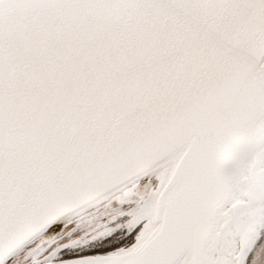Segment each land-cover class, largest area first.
Returning a JSON list of instances; mask_svg holds the SVG:
<instances>
[{
    "label": "snow or ice",
    "instance_id": "1",
    "mask_svg": "<svg viewBox=\"0 0 264 264\" xmlns=\"http://www.w3.org/2000/svg\"><path fill=\"white\" fill-rule=\"evenodd\" d=\"M0 264H264V0H0Z\"/></svg>",
    "mask_w": 264,
    "mask_h": 264
}]
</instances>
